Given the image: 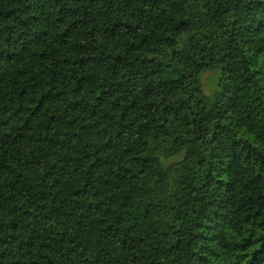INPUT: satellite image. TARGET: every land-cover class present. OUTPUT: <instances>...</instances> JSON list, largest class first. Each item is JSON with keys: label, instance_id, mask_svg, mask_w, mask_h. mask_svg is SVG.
<instances>
[{"label": "trees", "instance_id": "trees-1", "mask_svg": "<svg viewBox=\"0 0 264 264\" xmlns=\"http://www.w3.org/2000/svg\"><path fill=\"white\" fill-rule=\"evenodd\" d=\"M0 264H264V0H0Z\"/></svg>", "mask_w": 264, "mask_h": 264}, {"label": "rangeland", "instance_id": "rangeland-1", "mask_svg": "<svg viewBox=\"0 0 264 264\" xmlns=\"http://www.w3.org/2000/svg\"><path fill=\"white\" fill-rule=\"evenodd\" d=\"M216 74L211 72H205L202 76V82L204 91L209 93L215 84Z\"/></svg>", "mask_w": 264, "mask_h": 264}]
</instances>
